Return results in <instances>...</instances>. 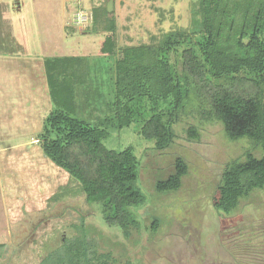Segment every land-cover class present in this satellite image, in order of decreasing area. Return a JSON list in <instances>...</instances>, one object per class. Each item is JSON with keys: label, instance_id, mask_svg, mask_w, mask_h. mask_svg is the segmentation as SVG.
Listing matches in <instances>:
<instances>
[{"label": "rangeland", "instance_id": "374dc122", "mask_svg": "<svg viewBox=\"0 0 264 264\" xmlns=\"http://www.w3.org/2000/svg\"><path fill=\"white\" fill-rule=\"evenodd\" d=\"M26 1L21 8L0 2V156L8 147L41 136L37 121L40 123L44 108L51 109L44 58L87 59L88 90L78 117L93 122L111 112L117 50L104 54L105 38L111 37L117 49L154 43L169 31L188 28L196 0H122L121 12L120 0H112L115 34L77 28L76 7L63 11V0H34L35 7L33 0ZM45 7L48 12H44ZM102 26L106 24L102 22L99 29ZM16 59L22 62H14ZM25 101H32V105L21 106ZM197 105L195 99L188 102L184 115L173 126L175 139L164 151L147 145L138 136L136 123L111 131L105 141L114 151L134 148L140 159L138 183L147 204L135 212L139 225L128 238L103 223L98 206L86 204L79 187L66 189V178L55 190L56 194L66 189L61 194L65 197L49 206L47 200L45 213L32 218L23 211L22 216L10 219L0 175V264L42 263L49 253L81 233H85L91 250L109 254L121 264H264V238L258 233L264 223V189L243 199L231 215L220 216L213 208L225 166L242 160L247 152L256 157L261 152L246 139L229 141L219 122H200ZM191 127L198 139L189 138ZM177 158L187 166L181 187L158 194L155 183L174 172ZM31 199L37 202L41 197ZM155 220L158 223L153 230ZM254 230L257 233H251Z\"/></svg>", "mask_w": 264, "mask_h": 264}, {"label": "trees", "instance_id": "16d2710c", "mask_svg": "<svg viewBox=\"0 0 264 264\" xmlns=\"http://www.w3.org/2000/svg\"><path fill=\"white\" fill-rule=\"evenodd\" d=\"M110 2L93 10L88 27L92 31L116 33ZM102 22L106 26L99 29ZM115 47L106 37L102 52L117 50L111 112L93 122L78 117L88 90L87 59L43 60L51 109L37 141L43 155L68 175L66 189L79 187L85 203L98 206L103 223L128 238L139 225L135 212L147 204L138 183L140 159L134 148L114 151L105 141L111 131L136 123L138 136L164 151L175 139L173 126L193 99L200 122H219L229 141L246 139L261 152L259 157L247 152L242 160L225 166L213 202L216 213L231 215L243 199L264 189V0H196L187 29L169 31L154 43ZM188 136L198 139L193 127ZM186 173L185 162L177 158L174 172L155 183V192H176ZM65 190L49 198L48 206L63 199ZM154 222L153 230L158 221ZM261 227L258 233L264 238V223ZM81 263L117 260L91 250L81 233L41 264Z\"/></svg>", "mask_w": 264, "mask_h": 264}, {"label": "crops", "instance_id": "0c3cea01", "mask_svg": "<svg viewBox=\"0 0 264 264\" xmlns=\"http://www.w3.org/2000/svg\"><path fill=\"white\" fill-rule=\"evenodd\" d=\"M46 1L48 2V0ZM106 1L107 0H63L62 3L63 6H65V10L64 7H62V9L66 12L71 6V8L76 7V10H74L75 12L77 10H84L92 13L96 6H101ZM0 2L5 6L16 4L18 8L27 4L26 0H0ZM124 5L125 3L120 0L119 12L124 9ZM33 6L35 7L34 0ZM44 12H48L47 7H45ZM67 28L68 27H66V29ZM36 60L38 61V59ZM14 62L18 63L22 61L21 59H16ZM31 105L32 101H25L21 104V106ZM44 109L45 112L41 114L40 123L37 121V128L40 129H42L43 120L49 112L48 107ZM1 154H3V156H0V175L3 180L4 190H6V197L8 200L7 211L10 219L22 216L23 211L24 214H30L29 216L31 217L45 213L47 210V200L55 194V190H57L59 185H64L68 182V175L54 166L43 155L41 148L37 145V137L27 139L18 146L8 147L3 150ZM64 178H66L65 183ZM45 192L48 194L47 196ZM36 196L39 198L41 197V200L35 202L31 199Z\"/></svg>", "mask_w": 264, "mask_h": 264}, {"label": "built area", "instance_id": "2783aa9c", "mask_svg": "<svg viewBox=\"0 0 264 264\" xmlns=\"http://www.w3.org/2000/svg\"><path fill=\"white\" fill-rule=\"evenodd\" d=\"M93 22L92 13L84 10H77L74 13V24L79 29L88 28Z\"/></svg>", "mask_w": 264, "mask_h": 264}, {"label": "water", "instance_id": "95a60500", "mask_svg": "<svg viewBox=\"0 0 264 264\" xmlns=\"http://www.w3.org/2000/svg\"><path fill=\"white\" fill-rule=\"evenodd\" d=\"M109 11L110 12L112 11V2H110V4H109Z\"/></svg>", "mask_w": 264, "mask_h": 264}, {"label": "flooded vegetation", "instance_id": "af4514ba", "mask_svg": "<svg viewBox=\"0 0 264 264\" xmlns=\"http://www.w3.org/2000/svg\"><path fill=\"white\" fill-rule=\"evenodd\" d=\"M39 264H41V263H39ZM81 264H86V263H81ZM116 264H121V263H119V262L117 261ZM123 264H130V263H129V262H126V263H123Z\"/></svg>", "mask_w": 264, "mask_h": 264}]
</instances>
